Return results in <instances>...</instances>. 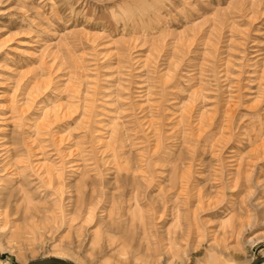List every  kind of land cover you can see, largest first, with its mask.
Here are the masks:
<instances>
[{"label":"rangeland","instance_id":"rangeland-1","mask_svg":"<svg viewBox=\"0 0 264 264\" xmlns=\"http://www.w3.org/2000/svg\"><path fill=\"white\" fill-rule=\"evenodd\" d=\"M3 176L0 264H264V0H0Z\"/></svg>","mask_w":264,"mask_h":264},{"label":"bare ground","instance_id":"bare-ground-1","mask_svg":"<svg viewBox=\"0 0 264 264\" xmlns=\"http://www.w3.org/2000/svg\"><path fill=\"white\" fill-rule=\"evenodd\" d=\"M20 169L23 168L20 167ZM5 170L4 168L3 171ZM47 173L52 178L55 177V175L52 176L50 171H47ZM0 182L3 184L0 188V210L4 212L5 217L17 216L26 218L27 216H34L32 214H35L34 210L37 209L35 206L36 200L27 188L26 181L20 183L21 181L12 177L3 176L0 177ZM262 259H264V255Z\"/></svg>","mask_w":264,"mask_h":264},{"label":"water","instance_id":"water-1","mask_svg":"<svg viewBox=\"0 0 264 264\" xmlns=\"http://www.w3.org/2000/svg\"><path fill=\"white\" fill-rule=\"evenodd\" d=\"M52 263H59V264H68V263H62V262H51V261H38V262H34L32 264H52Z\"/></svg>","mask_w":264,"mask_h":264}]
</instances>
